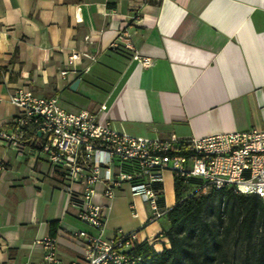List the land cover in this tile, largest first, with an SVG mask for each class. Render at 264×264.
<instances>
[{
  "label": "crops",
  "instance_id": "crops-1",
  "mask_svg": "<svg viewBox=\"0 0 264 264\" xmlns=\"http://www.w3.org/2000/svg\"><path fill=\"white\" fill-rule=\"evenodd\" d=\"M126 39L151 58L150 67L132 59ZM73 52L80 58L68 66ZM18 87L56 97L66 112L98 113L136 137L189 140L264 129V0H0L2 130L10 131L18 114L8 100ZM39 142L33 127L21 153L0 141V264H42L34 241L46 236L57 239L61 263L70 264L83 250L71 231L93 232L68 206L63 173L47 163ZM119 170L133 168L104 166L93 186L104 235L135 232L156 252L169 248L166 212L151 220L128 184L103 196ZM161 176L167 211L175 204L174 176Z\"/></svg>",
  "mask_w": 264,
  "mask_h": 264
},
{
  "label": "built area",
  "instance_id": "built-area-1",
  "mask_svg": "<svg viewBox=\"0 0 264 264\" xmlns=\"http://www.w3.org/2000/svg\"><path fill=\"white\" fill-rule=\"evenodd\" d=\"M122 36L125 38L127 33L123 32ZM112 46L119 47L117 43ZM123 48L131 51L132 59L143 67L152 65L151 58L139 55L128 39ZM79 58L80 55L73 52L66 64L73 66ZM60 74L66 76L68 70ZM8 100L18 109V114L10 131L0 129V141L21 153L26 147L27 129L37 130L40 152L47 163L62 171L67 182L68 206L93 231H71L74 237L83 239V250L70 264H137L140 261L135 251L137 234L119 230L114 238H107L104 214L93 200V186L102 180V167L115 162L133 170H119L108 178L103 196L112 198L116 190L128 184L131 193L139 195L148 206L153 221L166 212L159 206L152 186L162 183L163 170L188 184L189 194L232 188L264 201V129L215 133L189 140L174 135L166 140L151 139L118 131L110 121L100 120L98 113L87 109L66 112L56 97L38 96L25 87L16 88ZM104 109V105L100 106V110ZM192 179L199 184H190ZM34 245L41 250L42 264H62L55 237L36 239Z\"/></svg>",
  "mask_w": 264,
  "mask_h": 264
},
{
  "label": "trees",
  "instance_id": "trees-1",
  "mask_svg": "<svg viewBox=\"0 0 264 264\" xmlns=\"http://www.w3.org/2000/svg\"><path fill=\"white\" fill-rule=\"evenodd\" d=\"M152 186L161 207L162 185ZM190 190L174 176L175 204L166 211L169 226L163 233L169 248L156 252L146 241L137 242V264H264V201L232 188ZM56 225L51 222V229ZM233 246L237 254L231 253Z\"/></svg>",
  "mask_w": 264,
  "mask_h": 264
},
{
  "label": "water",
  "instance_id": "water-1",
  "mask_svg": "<svg viewBox=\"0 0 264 264\" xmlns=\"http://www.w3.org/2000/svg\"><path fill=\"white\" fill-rule=\"evenodd\" d=\"M79 82H80V79H76L75 81H73L72 84L70 85V89L75 90Z\"/></svg>",
  "mask_w": 264,
  "mask_h": 264
},
{
  "label": "rangeland",
  "instance_id": "rangeland-1",
  "mask_svg": "<svg viewBox=\"0 0 264 264\" xmlns=\"http://www.w3.org/2000/svg\"><path fill=\"white\" fill-rule=\"evenodd\" d=\"M231 253H233V254H237V253H238V251H237V249H236V246H233V247L231 248Z\"/></svg>",
  "mask_w": 264,
  "mask_h": 264
}]
</instances>
